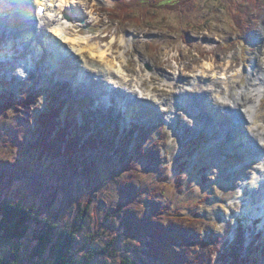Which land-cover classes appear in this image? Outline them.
Returning a JSON list of instances; mask_svg holds the SVG:
<instances>
[{
  "label": "rangeland",
  "instance_id": "1",
  "mask_svg": "<svg viewBox=\"0 0 264 264\" xmlns=\"http://www.w3.org/2000/svg\"><path fill=\"white\" fill-rule=\"evenodd\" d=\"M169 1H153L159 10L144 29L122 28L111 21L103 9L114 5L115 0H75L67 5L69 16L66 19H61L62 12L49 14L52 19L61 21L63 34L67 33L65 30L72 29L68 31L76 36L78 43L74 45L62 35L63 42L59 44L62 49L66 45L69 54H58V65L69 64L75 68L78 62H71L70 57L73 54L77 60L82 58L77 48L87 56L90 54L87 50L89 46L104 50L106 60L109 59L114 66L121 65L117 71L113 67L111 74L97 75L99 79L93 75L86 78L83 82L88 85L85 86L77 83L74 71L73 77L65 78L59 74L61 66L54 68L51 51L47 49L43 55L40 54L32 38H21L22 34L16 32L17 38L22 41L14 39L10 29L12 20L7 23L0 20V95L11 94L18 100L29 93L34 102L29 106L30 117L24 111L16 114L14 108L10 113L0 115V164L9 160L12 164L24 162L31 167L26 177L15 178L6 188H1V194L12 196L15 190H19L29 191L32 195L36 185H41L44 189L41 188L40 193L45 195L47 188L54 190L59 187L54 198L55 204L61 203V206H66L68 199L80 195L82 180L74 176L69 190H65L68 179L51 163L57 160L39 159L35 151L27 149L26 144L30 142L34 118L47 109L48 103L55 107L57 102L72 101L71 105L75 107H72V114L78 122L100 128L107 134H111L107 129L118 128V136L130 134L128 131L131 128L148 129L155 139L158 138L155 148H159L161 164L156 171L146 170L142 165L135 166L140 170L137 177L140 182L162 186L168 210H177L180 215L199 219L195 228L200 232V238H207L211 233L217 237L216 243H210L212 264H229L230 258L227 260L221 254L240 237L245 241L241 253L245 258L248 255V263L252 260L251 264H262L264 258H257V255L264 247V226L261 222L255 226L252 221L261 208L257 200L264 191L260 194L261 187L255 184L252 176L256 177L261 172L264 174V167L258 163V158L262 160L264 155L257 153L251 139L245 144L246 150H239L244 146L243 141L242 146L238 140L234 142L239 130L222 114L231 112L234 123L238 120L240 126H246L249 118L242 108L246 104V96L241 94L242 100L238 101V105H231V111L222 108L224 103H218L217 114L211 107L206 109V103L198 102L206 98L208 92L205 90L208 89L205 83L208 78L214 81L213 87L220 90L223 80L238 76L239 80L230 85L231 90L226 94L229 99L239 95V89L250 82L259 80L256 78L258 73L263 72L264 66V0H196L197 3L193 4ZM10 4L14 7L13 14L20 10L19 6L15 8L14 2ZM181 10H186L184 16H179ZM235 14L250 24L249 32L245 35L243 32L244 36L231 31L230 26L235 25ZM143 17L147 19L150 15ZM78 29L83 34L75 32ZM23 41H26L25 48L21 47ZM28 55L32 58L31 62L26 60ZM111 87L110 94L104 95L102 91ZM56 89L55 96H51V91ZM114 89L127 91L128 97L117 94ZM150 98L165 103L169 100L173 105L168 112L164 107L159 108L161 104H157L158 101H154L148 114H145V109L142 111L145 116L139 115L140 109L137 106L134 108L135 105L141 103L147 107ZM94 100L98 103L97 107L92 104ZM81 102L83 104H78ZM255 110L260 120L264 121V94L256 103ZM67 112L64 111L63 115ZM19 115L21 117L16 120ZM215 115L217 118L214 119ZM11 128L17 131L16 135L23 142L14 141L13 135L8 139L2 138L8 135ZM252 133L253 140H259L257 131ZM99 155L100 152L93 150L87 157L101 164ZM57 165L59 169L63 168L59 160ZM113 176L117 180L122 179L114 172ZM164 176L166 179L161 181ZM107 182L99 190V195L104 198L114 183ZM74 199L70 205L75 202ZM137 202L139 205L136 204V208L142 212L140 205L144 206V201L138 199ZM93 216H96L94 212Z\"/></svg>",
  "mask_w": 264,
  "mask_h": 264
},
{
  "label": "trees",
  "instance_id": "2",
  "mask_svg": "<svg viewBox=\"0 0 264 264\" xmlns=\"http://www.w3.org/2000/svg\"><path fill=\"white\" fill-rule=\"evenodd\" d=\"M115 1L104 11L122 28L144 29L159 10L154 0ZM172 1L176 0L169 3ZM183 1L197 3L177 0ZM186 10H181L179 16H184ZM147 14L150 18L144 19ZM236 14L231 31L242 35L245 32V35L250 24ZM3 96L0 95V115L14 108L16 114L24 111L30 117L29 106L34 102L29 94L18 100L11 95ZM64 107L59 103L40 111L33 120L30 142L26 144L39 159L59 160L63 164L59 169L57 161L51 162L68 179L65 190H69L74 176L82 180L80 195L68 199L66 206L55 204L59 187L47 188L45 195L40 193L44 189L41 185H36L32 195L19 190L12 196L2 195L1 188L31 172V167L24 162L16 165L3 160L0 164V264H212L210 243H216L217 237L211 233L207 238H200L195 228L199 219L168 210L162 186L140 182L137 177L140 170L135 166L156 171L161 164L159 148H155L158 138L150 131H138L134 137L132 130L118 137L113 130L107 134L91 129L78 122L70 108L64 116L63 112L67 111ZM16 134L11 128L2 138L13 135L14 141L23 142ZM93 150L100 152L101 164L88 159ZM113 172L122 179L114 178ZM165 179L164 176L161 181ZM107 181L114 183L104 198L99 190ZM72 199L75 202L70 205ZM138 199L145 204L140 205L142 212L136 208ZM242 247L240 237L221 256L230 258L229 264L253 263L252 260L248 263V255L246 258L242 255ZM259 252L257 258H264V247Z\"/></svg>",
  "mask_w": 264,
  "mask_h": 264
},
{
  "label": "bare ground",
  "instance_id": "3",
  "mask_svg": "<svg viewBox=\"0 0 264 264\" xmlns=\"http://www.w3.org/2000/svg\"><path fill=\"white\" fill-rule=\"evenodd\" d=\"M37 1V0H35ZM50 3H46L45 0L40 1L39 3L44 4L46 6V10L48 12H46L43 16H39L36 15L35 16V22L32 24V18L29 17V12L27 11L28 7H31V5H33V0H23L21 2H23V5L18 4L20 7L19 11H16L14 14H10L11 15V20H12V26L16 28V32L21 35V38L23 37H30L32 38V40H36L35 42V49L37 51H41V52H45V50H49V52L51 51V59L53 61V65L54 68H57V66H61L59 68V71L61 75H64L65 78H68V76H72V73L74 71V74H76V79L78 80L77 83H81L82 81L86 80V78L91 77L92 75L95 76L97 78V75L103 76V75H108L111 74L112 68H114V70H118L121 65L118 64L117 66H114L113 63L109 62V59L106 60V56L103 54L105 53L104 50H101L98 47H93V46H89L87 48V50L90 52V54H88L87 56H85V54H81V49L77 48V51L80 53V55H82V58L77 60L76 55H73L70 57V60L72 59L73 63H75L74 66H76L75 68L70 66L69 64H65V65H58V60H59V56L58 54L61 55H68L69 51L66 52V50H64V48L62 49L61 45L59 44L63 42V36L66 40L71 41L72 43H74V45H78L77 40H75L76 36H71V34H67L64 33L63 34V29L62 26L60 24V22L56 19H52L51 15H49L50 13H52L53 11H58V12H62V14L64 15L63 18L66 19L69 15H68V8L67 5L70 2H74L75 0H48ZM51 1H54V3H52ZM11 2H14V6L15 3L18 2L20 3V0H12ZM29 2V3H28ZM51 4H53V6H50ZM49 5V6H48ZM11 6V4H10ZM25 23L23 22V19H25ZM27 26V27H23ZM31 26V27H30ZM50 29L52 36H50L49 38L47 37H41L39 35V33L41 31H43V29L47 30ZM15 32V33H16ZM73 32V31H72ZM76 32L78 34H83L81 29L76 30ZM54 35L57 36H61L62 38L59 37V39H57ZM63 35V36H62ZM78 38V37H77ZM79 39V38H78ZM79 42V40H78ZM51 46L53 47V51L51 50ZM60 48V49H59ZM58 49L60 52H58ZM102 51V52H101ZM96 53H98V55H96ZM96 56H98V58H96ZM68 60V59H67ZM62 63V62H61ZM70 63V62H69ZM263 72L258 73V77L256 79L255 83H251L248 86H245L243 89H239L240 94L237 96H234L233 99H229L226 96V90L228 92H230L231 90V84L236 80H239L238 76H233V77H228L226 78V80H223L221 83H225L226 85V90H222V88L220 90L215 89V87H213L214 85V81L211 78H208L209 80L205 83V88L208 90H205L207 93L205 100H201L200 103H206V109H208L209 107H211L212 110H214V112L217 114L218 110V103L222 102L224 103L222 105V108H228L229 111H231V105H238V101L242 100V96H246V104L244 103V105H242V108L245 109V116L249 118V121H247V125L244 126L242 125V127H239V132L238 134L235 135L234 137V142L235 141H239V145L242 146L241 141H243L244 146L243 148H239V150H246L247 147L245 146V144L247 143V140L251 139V141L253 142L254 145L255 144V140H253V130L257 131V136L259 139V142L261 144V148L260 147H256L255 150L257 151V153L259 155L262 156V154L264 155V121H261L260 118L257 115V111L255 110V105L256 103L258 104V102L260 101V97L261 95H263L264 93V66L262 68ZM98 76V77H100ZM73 77V76H72ZM221 78V77H220ZM263 78V79H262ZM99 79V78H97ZM95 80V79H94ZM93 80V81H94ZM200 84V83H199ZM78 89V88H77ZM79 91V90H78ZM185 92H189V91H185ZM215 98H214V95ZM242 94V96H241ZM154 101H158L157 104H161V107H164L166 109H168V112L170 111V105L173 103H170L169 100L164 102H161L160 99L157 100V98H150V102L146 103L147 107H146V111L145 114H148V112L150 111V105H152V103ZM140 102V101H139ZM145 103V102H142ZM141 103H139L140 105ZM199 106V105H198ZM201 107V106H199ZM205 107V106H204ZM221 107V106H219ZM188 109V108H187ZM211 110V111H212ZM219 116V115H218ZM238 120L235 121V125H238ZM217 124V123H216ZM233 143V140L232 142ZM235 145V144H234ZM236 146V145H235ZM263 159L261 160V158H258V163L260 164L259 166L264 167V156H262ZM261 161V162H260ZM263 170V169H262ZM261 174V175H260ZM256 174V177L252 178L254 179L255 184H259V186L261 187V191L260 194L264 191V174L261 173ZM263 195H261L258 200H257V205H259V210L258 212H256V216L254 214V216L256 218L261 219V225H264V192L262 193ZM259 195V194H258Z\"/></svg>",
  "mask_w": 264,
  "mask_h": 264
}]
</instances>
